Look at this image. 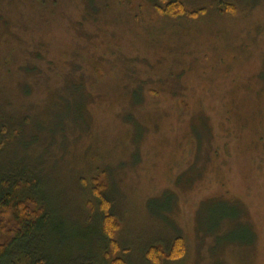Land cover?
Instances as JSON below:
<instances>
[{"label":"rangeland","instance_id":"1","mask_svg":"<svg viewBox=\"0 0 264 264\" xmlns=\"http://www.w3.org/2000/svg\"><path fill=\"white\" fill-rule=\"evenodd\" d=\"M180 1L0 0V185L45 211L2 264H111L95 177L125 264H264V0Z\"/></svg>","mask_w":264,"mask_h":264},{"label":"trees","instance_id":"2","mask_svg":"<svg viewBox=\"0 0 264 264\" xmlns=\"http://www.w3.org/2000/svg\"><path fill=\"white\" fill-rule=\"evenodd\" d=\"M160 5L157 10L169 17H197L201 14L203 8L192 11L184 7L180 0H158ZM234 6L227 3H221L219 11L221 13H233ZM4 128L0 127V133ZM91 194L97 200L99 212L101 214V236L105 240V258L111 260V264H125L124 260L117 255L123 251L115 240V234L119 229V223L110 212V200L101 193L103 184L98 177L92 178ZM15 182L8 183L7 180L0 185L2 193L0 194V240L1 244L8 238L7 249L1 254L0 260L9 249L18 250L17 243L19 239L30 236L36 229L37 224L45 217V211L37 206L32 198L25 197L19 199L15 195L18 190ZM3 194V195H2ZM0 244V245H1ZM8 250V251H7ZM185 242L181 236H176L170 243L168 250H164L160 245L149 246L145 253V260L149 264H161L162 260L174 261L180 259L185 254ZM7 251V252H6ZM43 262H39L42 264ZM0 264L2 262L0 261Z\"/></svg>","mask_w":264,"mask_h":264}]
</instances>
